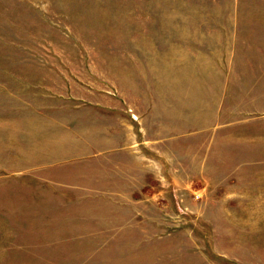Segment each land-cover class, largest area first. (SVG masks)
Segmentation results:
<instances>
[{
	"label": "rangeland",
	"instance_id": "374dc122",
	"mask_svg": "<svg viewBox=\"0 0 264 264\" xmlns=\"http://www.w3.org/2000/svg\"><path fill=\"white\" fill-rule=\"evenodd\" d=\"M262 60L264 0H0V264H264Z\"/></svg>",
	"mask_w": 264,
	"mask_h": 264
},
{
	"label": "crops",
	"instance_id": "0c3cea01",
	"mask_svg": "<svg viewBox=\"0 0 264 264\" xmlns=\"http://www.w3.org/2000/svg\"><path fill=\"white\" fill-rule=\"evenodd\" d=\"M254 62V60H251V63ZM262 64H264V60H262ZM252 67H255V65H252ZM259 67L260 68L240 69L238 70V72H240H236V77L232 81H229L228 83L222 82L220 85L217 86V88H223L227 84L229 85V87H232V89L237 88V90L234 91L235 93L240 95L239 98L243 100L247 98L249 100L255 101L257 100L255 99L256 96L264 94V65H259ZM220 72L221 74L219 76L225 77V72ZM220 91L227 92L225 89H219L218 92ZM228 91L231 92L230 88ZM247 108H251V106ZM38 156L39 161H37L35 165L32 164V166L35 167V170L41 175L42 178H44L47 184H52L51 180H54L53 172L51 171L52 163L44 159L45 155H43L42 150L38 154Z\"/></svg>",
	"mask_w": 264,
	"mask_h": 264
}]
</instances>
